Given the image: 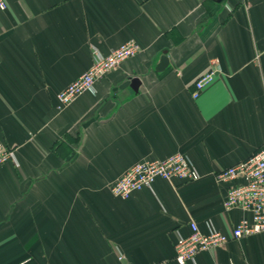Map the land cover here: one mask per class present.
<instances>
[{"label":"crops","instance_id":"obj_1","mask_svg":"<svg viewBox=\"0 0 264 264\" xmlns=\"http://www.w3.org/2000/svg\"><path fill=\"white\" fill-rule=\"evenodd\" d=\"M124 60L62 110L57 94L103 54ZM167 63L157 68L161 56ZM220 72L194 99L213 60ZM0 264H179L195 221L229 234L215 173L264 143V0H6L0 10ZM186 154L200 178L110 185L142 159ZM236 182H240L237 180ZM264 264V232L184 264Z\"/></svg>","mask_w":264,"mask_h":264},{"label":"built area","instance_id":"obj_2","mask_svg":"<svg viewBox=\"0 0 264 264\" xmlns=\"http://www.w3.org/2000/svg\"><path fill=\"white\" fill-rule=\"evenodd\" d=\"M5 8L6 0H0V10ZM139 51L140 46L134 40L122 43L108 54H103L97 47L91 46L90 67L57 94V109H64L79 95L94 90L98 80ZM219 72V63L215 59L209 69L195 80L192 97L196 99L215 80ZM7 161L17 164L14 150L0 142V165ZM214 177L227 184L223 207L227 210L241 209L248 212L250 218H241L229 234L211 226L207 232H202L195 221H190V232L187 235L178 234L174 245V258L179 264L193 261L200 251L211 250L231 240L264 232V143L248 158L218 170ZM157 178L167 181H194L200 178V173L186 154L176 152L163 159H142L135 162L111 183L110 191L114 196L126 199L134 191L151 188ZM237 180L240 182H236ZM115 264L131 263L120 252Z\"/></svg>","mask_w":264,"mask_h":264},{"label":"water","instance_id":"obj_3","mask_svg":"<svg viewBox=\"0 0 264 264\" xmlns=\"http://www.w3.org/2000/svg\"><path fill=\"white\" fill-rule=\"evenodd\" d=\"M167 63V59L166 57L163 55L160 58V63L158 64V69L160 70L161 68H163L165 66V64Z\"/></svg>","mask_w":264,"mask_h":264}]
</instances>
